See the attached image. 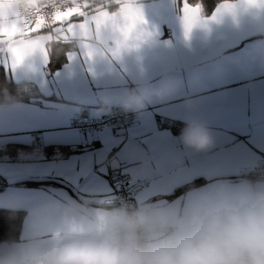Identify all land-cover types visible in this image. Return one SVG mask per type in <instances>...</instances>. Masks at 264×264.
<instances>
[{
    "label": "crops",
    "instance_id": "crops-1",
    "mask_svg": "<svg viewBox=\"0 0 264 264\" xmlns=\"http://www.w3.org/2000/svg\"><path fill=\"white\" fill-rule=\"evenodd\" d=\"M129 2L143 19L127 38L110 24L96 27L97 10L119 13L116 0H99L84 16L34 33L46 36L44 51L35 49L19 63L0 45L7 77L33 82L42 95L0 103V149L35 143L16 159L0 157V206L24 211L18 240L45 232L54 209L115 205L110 177L118 172L147 181L134 206L179 205L217 184L264 180L243 176L264 157V9L247 6V0H221L208 12L188 0ZM225 2L233 10L216 14ZM186 5L198 6L204 21L187 37ZM81 23L86 35L78 27L68 33L69 24ZM51 40L70 48L63 63L48 71ZM88 45L96 48L91 56ZM138 88L153 95L143 107L128 108L137 113L133 125L100 128L89 143L70 128L74 114L123 107L122 100ZM193 122L210 133V148L185 145V128L176 132L167 125ZM195 179L204 182L176 191Z\"/></svg>",
    "mask_w": 264,
    "mask_h": 264
},
{
    "label": "clouds",
    "instance_id": "clouds-1",
    "mask_svg": "<svg viewBox=\"0 0 264 264\" xmlns=\"http://www.w3.org/2000/svg\"><path fill=\"white\" fill-rule=\"evenodd\" d=\"M41 8L6 0L10 14L32 18ZM249 7L264 9L257 0ZM119 13L99 25L119 30ZM10 18L11 15H10ZM119 43V41H118ZM94 54L96 48L88 45ZM153 93L129 92L124 108H140ZM181 141L195 150L212 146L210 133L189 123ZM50 227L23 240L0 241V264H264V180L217 184L179 205H112L54 209Z\"/></svg>",
    "mask_w": 264,
    "mask_h": 264
},
{
    "label": "snow or ice",
    "instance_id": "snow-or-ice-1",
    "mask_svg": "<svg viewBox=\"0 0 264 264\" xmlns=\"http://www.w3.org/2000/svg\"><path fill=\"white\" fill-rule=\"evenodd\" d=\"M5 2L6 0H0V45L7 46L16 63H19L26 54L35 49L39 48L41 52L44 51L42 41L46 36L33 35L34 33H39L41 29L49 25L64 24L73 16H84V9L88 7L87 0H84L82 4L76 3L73 0L72 6L66 7L63 10L53 11L50 16H45L40 13V9L37 6L36 14L32 18H26L7 12L3 7ZM26 2L34 5L37 4V0H26ZM256 2L257 0H247L249 5H255ZM116 3L119 5V15L124 21L123 25L119 27V31L127 38L135 26L142 22L143 18L140 10L133 6L129 0H116ZM260 3H264V0H260ZM234 7V5L225 2L220 5L216 14L232 11ZM216 14L213 15V19H215ZM10 15L12 18H10ZM114 15L116 14H112L111 16ZM109 17L108 12L97 10L96 15L92 19L99 25ZM203 22L198 6L186 5L184 7L183 23L185 37H187L193 26ZM77 27L83 35L87 34V27L83 23L79 25L69 24L68 33H72L73 29ZM88 55L91 56L92 53L89 51Z\"/></svg>",
    "mask_w": 264,
    "mask_h": 264
},
{
    "label": "trees",
    "instance_id": "trees-1",
    "mask_svg": "<svg viewBox=\"0 0 264 264\" xmlns=\"http://www.w3.org/2000/svg\"><path fill=\"white\" fill-rule=\"evenodd\" d=\"M190 3H199L205 12L210 11L216 3L221 0H188ZM99 2V1H98ZM98 2H95L96 4ZM93 3V4H95ZM92 5V4H91ZM49 31V30H44ZM70 46L59 40H51L48 44L49 53V64L48 71H52L57 68L64 61L65 53L68 51ZM41 95L40 91L36 85L31 81L15 82L11 78L7 77L4 69L0 66V103L14 102V101H32L33 98H39ZM83 114H88L87 112H81ZM167 125L172 126L174 131H179L184 129L187 125L181 123H167ZM35 143L31 146L23 145H8L0 149V157L6 156L8 158L16 159L18 155L22 152L32 151ZM64 152L63 154H65ZM47 156H50L48 154ZM264 172V171H263ZM244 177L252 179H264V173L249 171L243 175ZM111 179V177H110ZM204 182L203 179H195L190 183L176 189L187 190L198 186ZM24 217V211L16 208H8L0 206V241L7 239L18 240L22 221Z\"/></svg>",
    "mask_w": 264,
    "mask_h": 264
},
{
    "label": "built area",
    "instance_id": "built-area-1",
    "mask_svg": "<svg viewBox=\"0 0 264 264\" xmlns=\"http://www.w3.org/2000/svg\"><path fill=\"white\" fill-rule=\"evenodd\" d=\"M98 1L87 0V3L89 6ZM40 2V13L45 16H50L53 11L63 10L73 4V0H40ZM75 2L82 4L84 0H75ZM53 26L49 25L43 30H51ZM136 120L137 113L133 110L117 106H106L103 113L99 115L74 114L70 122V128L82 133L86 142L89 143L91 136L100 128L125 129L133 125ZM33 136L36 137L37 134H33ZM251 171H264V157L252 167ZM110 184L114 194L115 205L126 204L134 206L135 194L145 187L147 181L145 179L132 178L126 173L118 172L111 176Z\"/></svg>",
    "mask_w": 264,
    "mask_h": 264
},
{
    "label": "rangeland",
    "instance_id": "rangeland-1",
    "mask_svg": "<svg viewBox=\"0 0 264 264\" xmlns=\"http://www.w3.org/2000/svg\"><path fill=\"white\" fill-rule=\"evenodd\" d=\"M99 115V114H98Z\"/></svg>",
    "mask_w": 264,
    "mask_h": 264
}]
</instances>
